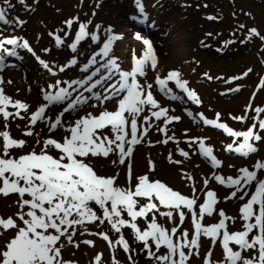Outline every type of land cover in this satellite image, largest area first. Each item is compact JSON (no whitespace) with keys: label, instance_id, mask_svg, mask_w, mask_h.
Wrapping results in <instances>:
<instances>
[{"label":"snow or ice","instance_id":"snow-or-ice-1","mask_svg":"<svg viewBox=\"0 0 264 264\" xmlns=\"http://www.w3.org/2000/svg\"><path fill=\"white\" fill-rule=\"evenodd\" d=\"M18 3L25 5V9L31 11V8L26 5V0H18ZM134 3L139 16L146 17L143 0H134ZM14 7L13 0H0V23L3 25L14 23L22 27L26 21L19 17L15 20L8 18V9ZM78 21L79 17H74L64 23L71 30L73 24ZM91 23V20L79 22L74 41L67 45L72 53H77L78 45L89 38L93 43H100L101 26L96 25V30L90 32L88 29ZM244 27L240 25V28ZM105 32L107 38L102 47L93 52L80 68L83 73H89V70L94 68L90 74L82 79L63 82L57 80L55 84L49 85V88L55 91L42 89L43 100L46 103L39 106L28 117L29 124L23 135L34 136L33 129L37 122H45L49 132H55L60 128L67 135L61 140L52 136L43 140L36 139L35 143L40 145L39 152L33 147L26 153L12 155L13 150L24 149L27 141L13 138L7 130V122L10 117L25 119L21 111L28 113L30 106L8 96L2 87L5 81L0 76V116L5 122V130L0 131V195L5 197L10 194L18 195L15 201L18 207V211L14 214L15 218L0 216V236L9 230L14 233L12 238L0 246V264H76L74 260L63 258L62 249L66 245L79 248L81 243L94 247L93 240L76 241L74 237L78 230L80 235H84L88 232L86 225L97 222L100 225L107 222L111 230L119 234L118 239L113 241L107 232L88 234L97 235L106 241L113 253L117 247L122 248L128 254L131 264H135L132 258L134 250L124 236L125 228L132 231L135 240L143 245L147 258L153 260L155 264H189L193 256H200L202 236L211 241V246L203 257V264H264V178L259 177V173L264 170V160H257L251 170L249 167L237 169L238 174L235 177L225 178L214 172L210 178L203 181L205 189L210 179L229 189H234L224 198L225 200L247 198L239 209V218L243 222L242 230L233 232L228 230V222L231 221L234 224L236 217L227 215L222 209L218 211L220 219L217 223L203 224L205 215L212 216L217 212L215 206L219 200L217 193L213 190L204 192L205 199L199 204L197 210L198 197L194 184L191 197L173 190L160 180H150L148 175L137 177L133 187L132 170L129 164L128 186L121 187L116 183L118 174L98 175L92 164L86 162L90 156L107 158L110 154H116L118 160H113L112 163L124 165L125 161L131 158L134 147L139 145L149 130L154 127L151 123L153 118L156 121L164 120L163 127H158V131L165 136V139L158 142L164 144L170 140L176 141L175 136H168V125L181 119L180 116L169 115V109L160 105L152 92L153 84H142L138 79V77L147 76L149 67L153 71L157 68L158 60L151 42L143 39L142 53L138 56L133 54L130 70H122L118 58L111 55L114 42L122 37L115 34L110 26L105 29ZM69 34L65 33L64 38L55 33L49 35L54 37L56 47L60 48L65 45V39ZM253 37L264 41V35H261L255 27L248 29L247 39L251 40ZM136 39L142 38L137 34ZM226 43L231 44L234 41ZM17 48L26 49L35 55L26 39L0 35V72L7 66L6 57L18 55ZM36 59L50 74H57L45 60L40 57ZM78 63V59L73 56L65 65L59 66L58 71L65 72ZM251 71L248 69L243 75L247 76ZM169 82H174L175 86L193 103L197 105L201 103L196 92L188 87V82L181 78L178 70L169 71L164 77L159 74L155 76V84L158 85L162 94L171 100H181L182 97L173 94L172 88L168 87ZM7 83L12 81L9 80ZM61 83L66 86H60ZM98 87L102 88V93L94 91ZM259 87L264 88V79L260 80ZM74 93H76L75 96ZM84 93L90 95H84ZM114 98H117L115 110L103 108L99 114L88 112L71 123L64 120L66 113L76 111L80 106L88 104L90 99L98 101V105H91L95 108L102 107ZM60 104L65 106L54 119L45 115L50 106ZM9 107L16 111H8ZM146 109L149 114L144 115L141 121V115ZM249 110L255 112L252 118L254 122L244 131L234 130L228 124L220 122L219 113L216 114L215 119L206 118L203 113L199 114V118L204 125L220 129L233 138L232 143L226 147L227 151L247 157L255 154L258 151L257 143L264 140V136L260 134L264 131V118H261L264 107L253 109L249 104L246 112ZM188 115L193 114L188 112ZM232 119L245 122L248 116H234ZM35 135L38 137L39 133ZM187 142L190 146L198 144L199 153L210 162L213 168L222 167L223 162L214 155L213 147L206 145V138H190ZM176 143L179 144V141ZM178 150L181 156L189 158V152L182 148ZM53 151L57 155L51 154ZM168 159L171 163H182L180 160H173L171 153ZM149 163L151 170H154V165L151 161ZM229 167L234 166L229 165ZM185 178L189 181L193 179L188 174H185ZM253 183H255V189L251 191ZM249 191H251L250 195ZM238 193H240L239 196ZM142 200L143 203H141ZM93 205L98 207L100 214ZM185 210L191 214L193 233L190 239L187 229L181 231V226L186 220ZM157 215L166 217L169 221H175L178 218V223H174L170 229L165 228L157 222ZM138 219L145 221L144 229L138 225ZM18 221L22 222V226ZM218 241L222 248L223 259L213 261V249ZM153 245L155 251H153ZM233 245L236 246L235 250ZM161 248L167 251L165 254L158 255ZM249 252L252 255H245ZM102 256V253H97L92 264H102ZM112 264H120L115 254L112 256Z\"/></svg>","mask_w":264,"mask_h":264},{"label":"rangeland","instance_id":"rangeland-1","mask_svg":"<svg viewBox=\"0 0 264 264\" xmlns=\"http://www.w3.org/2000/svg\"><path fill=\"white\" fill-rule=\"evenodd\" d=\"M13 4L15 7L8 9V18L15 20L16 17H19L26 23L22 27L16 26L14 23L11 25L0 23V35L7 37L17 34L18 37L26 39L35 55L29 53L26 49L17 48V59L13 60L9 57L5 61L7 66L0 74L3 76L4 72H9L8 76L13 74L18 76L23 86L20 87V90L28 105H33L32 102L34 101L35 106L46 103L43 100L42 89L55 91V89H50L49 85L55 84L57 80L62 82L71 81L82 79L90 74L94 68L90 69L89 73L81 72L80 68L88 61L93 52L102 47L107 38L105 29L110 26L115 34L122 37L117 40L119 41L117 46V41L114 42L111 53L112 56L118 58L121 67L128 66L131 69L133 54L138 56L143 51V39L149 40L153 45L158 64L155 71L150 67L147 69V83L153 84L152 92L160 105L167 107L169 111H171L169 108L171 107L173 112L181 117V125L189 128L188 131H183L177 136L180 143V147L178 146L177 149L182 148L187 152H192V157L198 156L195 158L202 160L201 162L205 164L206 159L198 153V144L190 146L187 141L191 137L206 138V145L213 147L214 155L223 162L222 167L213 168L207 160L208 166L211 168V175L215 172L225 178L228 176L235 177L238 174L237 169L241 167H249L251 170L254 160H264V140L257 143L258 151L255 154L247 157L234 154L226 150L227 145L232 143L233 138L220 129L204 126L203 123H200L202 120L199 118L200 113L211 119L210 117L215 115V112H219L221 114L220 122L228 124L234 130L244 131L254 122L252 118L255 116L254 111L249 110L246 112L248 105L251 104L253 109L264 107V88L259 87L260 80L264 79V41L258 37H253L251 40L247 39L248 29L253 27L257 28L261 35H264V0H143L145 12L147 13L146 17L139 16L134 0H38V2L37 0H26V5L31 8V11L26 10L25 5L19 4L18 0H13ZM74 17H79V21L73 24L72 29L69 30L64 22ZM209 17H214V19H209ZM89 20L92 21L88 29L90 32L96 30V25L101 26L99 32L100 43H93L89 38L78 45L77 53H72L67 45L74 41L79 22ZM240 25L245 27L240 28ZM183 27L187 32L186 34L180 31V28ZM50 33L58 34L62 38H64L65 33L70 34L65 39V45L57 48L54 37L50 36ZM137 34L141 36V40L136 39ZM181 35L188 36V42H190L186 62H184V56L177 55L175 58H169L170 51L166 52L169 47H174L178 43L177 39H180ZM227 41H234V43L228 44ZM120 43H122V46ZM45 49L50 51L45 52ZM73 56L78 59L79 63L65 72H59V66L65 65ZM36 57H40L49 63L57 74H50L38 62ZM125 68H122V70ZM248 69L252 71L244 76L243 74ZM172 70H178L181 73V78L188 82V87L196 92L201 101L199 105L189 100L187 95L175 86L174 82H169L168 87L172 88L173 94L181 96V100H171L159 91L158 85L155 84V76L159 74L164 77ZM234 77L241 78L233 79ZM60 86L66 85L61 83ZM234 89L239 90L235 91ZM81 91L83 90L81 89ZM94 91L102 93L103 90L98 87ZM73 95L75 96L76 93ZM84 95L90 94L84 93ZM242 98H244L243 102L245 103L243 111L238 107L239 100ZM22 102L24 101L22 100ZM109 102H112V100L105 103L109 107L104 104L102 107L93 108L91 105H98V101L90 99L88 104L80 106L74 112L66 113L64 120L71 123L88 112L99 114L103 108L111 111L114 107L109 105ZM64 106L65 104L52 105L46 113H51L50 117L54 119ZM13 110L16 111L14 108ZM32 112H34V108L30 106L28 113L21 111V114L28 119ZM147 112L146 109L144 114L148 115ZM188 112L193 115L189 116ZM234 114L235 116L247 115L248 120L245 122L233 120ZM261 118H264V113H261ZM159 123L160 121L154 124L151 133H160L157 128ZM4 125L5 122L0 120V131L5 130ZM16 128L13 125H8L7 130L11 136L16 132ZM48 131L46 126V132ZM51 134H56V139L58 135L62 134V137L67 135L66 132L61 134L49 133L43 139L48 138ZM149 134L150 131L147 135ZM260 134L264 136V131ZM169 135H171V131L168 132ZM134 153L135 150H133L132 155ZM51 154L57 155L55 151ZM15 155H20L19 150ZM114 156L118 160V156L116 154ZM185 159L187 162L189 161V159ZM86 162L92 164L98 175L113 176L118 174L117 184L121 187L128 186V159L126 160L127 164L119 165L118 163L113 164L110 157L90 156ZM229 165L234 167H229ZM262 173H264V170L259 175L262 176ZM136 178L137 176L132 171L133 187L137 182ZM254 188L255 183L251 186V191ZM207 189H214L223 198L234 190L220 185L214 179L209 180ZM251 191H249V195ZM237 195L239 196L240 193ZM17 197V194H10L7 197L0 195V216L15 217L10 209L9 212L3 213V203H15ZM3 199L7 201H3ZM241 201L244 200L223 199L219 203L225 204L219 210L222 209L225 213L232 211L235 213L237 212V204ZM143 202L142 200L141 203ZM93 207L100 214L98 207L95 205ZM125 218H127L126 214ZM149 219H151V214H149ZM157 222L170 229L174 226V223H178V218L172 221L169 227H166L168 223L166 217L157 215ZM137 223L141 229L146 227V223L142 219H138ZM190 225L186 215L181 231L187 229L191 234ZM86 227L88 232L80 235V230H78L74 239L76 241L93 240L95 246L90 247L81 243L79 248H75L66 245L62 249V256L65 260H74L76 264H92L94 256L97 253H102V264H112L113 254L120 261V264H131L128 260V254L122 248L117 247L115 253H113L106 241L97 235L88 234L107 232L110 238L115 241L118 239L119 234L113 232L107 222L103 225L97 222L96 224L86 225ZM123 233L130 247L134 250L132 258L135 264H155L153 260L147 258L146 252L143 251V245L135 240L130 229H123ZM62 242H64L63 238ZM216 248L217 246L214 249ZM153 251H155L154 245ZM166 251L167 249L161 248L158 255L165 254ZM194 258L196 259L195 256L191 258L189 264L191 262L195 264L196 261L193 262Z\"/></svg>","mask_w":264,"mask_h":264},{"label":"bare ground","instance_id":"bare-ground-1","mask_svg":"<svg viewBox=\"0 0 264 264\" xmlns=\"http://www.w3.org/2000/svg\"><path fill=\"white\" fill-rule=\"evenodd\" d=\"M180 31H181V33H185V34L187 33L186 30L184 29V27L180 28ZM14 36H17V34ZM180 37H181L180 39H177L178 43L175 44L174 47H169V50H167L166 52L170 51L169 58H175V56H177V55L178 56H184L183 57V58H185L184 62H186V60H187L186 55L189 52L188 47H189L190 42H188V40H189L188 36L181 35ZM118 43H119V41H117L116 46L118 45ZM120 45L122 46V43H120ZM157 48H159V47H157ZM143 49H144V47H143ZM171 52H173L174 54H172ZM8 73L9 72H4L3 76H2V74H0V76H2L4 81H5V83L2 85V87L5 90V93L8 96L12 97L13 100H20V101L23 100L26 103V101L23 97V94L20 90V87H23V86L21 85L18 76L16 74H13V73H11V74H13L12 76H10V75L8 76L7 75ZM138 79L140 80V82L142 84L147 83V76L146 77H138ZM9 80L12 81V83H7V81H9ZM243 101H244V98L240 99L239 100L240 104H238V107L240 108L241 111H243L245 109V103ZM32 103H33V105H29V106H32V108H34V111L39 106L42 105V104H38L37 106H35V104H34L35 101ZM110 104H111V106L114 107V109H116L117 98H115V100H113ZM107 107H109V106H107ZM162 107H164V106H162ZM169 108L171 110V111H169V115L178 116L177 113L173 112L171 107H169ZM48 110H50V107L48 108ZM8 111L15 112V110H13V108H11V107L8 108ZM217 113H219V112H215V116ZM21 115H23V114H21ZM45 115L50 116L51 113L48 112ZM144 115H146V114L143 113L141 115L142 120H143ZM234 116H235V114H234ZM220 117H221V114H220ZM0 120H3L2 116H0ZM180 120L178 122L174 121L168 125V132L171 131V135H169V136H175L176 141H178L177 136L181 132L186 131V130L188 131V129H189V128H185L184 126H182L181 125L182 121L180 122ZM156 122H158V121H156L154 118L151 121V123L153 125ZM7 123H8V125H13L14 127H17L16 132L12 135L13 138L15 137L16 139H24L27 141V144L24 147V149H22V150L16 149L12 152V155H15L17 150H19L20 154L26 153L29 150H31L33 147H35L36 151L38 152V151H40V145H37L35 143L36 139L42 140L44 137H47V135H49V133H60L61 134L62 132H65L63 129H60V128H58L55 132H49V131L46 132V126L47 125L45 124V122H37V124L35 125V127L33 129L34 136L26 137L23 135V132L25 130H27V125L29 124V120L26 119V117L23 120H21L19 118L10 117ZM163 125H164V120L162 119V120H160V123L158 124L157 128L163 127ZM152 130H153V127L149 130L150 134L145 136L143 141L139 145H136L134 147V150H135L134 155H132L131 158L128 159V164L126 163V161H125V164L131 165V169H132L134 175H136L137 177L142 176V175H148L150 180H152V181L160 180L161 182L167 184L169 187L173 188V190L179 191L181 194L189 196V197H191L193 194L192 188H193V184H194L195 188H196V196L198 197V200H197V210H198L199 204L203 203V201L205 199L204 192H206L207 190H213L214 191V189H205L203 186L204 179L211 177V172H210L211 168L208 166L207 159H206L205 164H204L203 162H201L202 160H198L197 158H195L198 156L192 157L193 156L192 152L188 151L189 152V158H187V159H189V161L187 162L183 156H180L179 150L177 149L178 146L180 145V143L177 144L176 141H172V140H170L167 144L159 143L158 141H162L163 139H165L164 134L161 133L160 131H159L160 133H158V134L151 133ZM105 131H107V130H105ZM35 133H39V136L37 137L35 135ZM55 135L56 134H51L50 136L56 138ZM61 135H58L57 138L62 139ZM191 149H193V147H191ZM170 153H171L173 160H180V161H182V163L181 164L171 163L168 159ZM198 153H199V151H198ZM199 155L201 156L200 153H199ZM109 157H110V160H112V161L116 160L114 154H110ZM150 161L154 165V170H151V166L149 163ZM207 166H208V168H207ZM185 174L191 175V177L193 179L191 181L187 180L185 178ZM262 176L259 175L260 178H264V173H262ZM210 188H213V187H210ZM254 189H253V191H254ZM216 193H217V197H218L219 202H221L224 199L223 196L221 194H219L218 192H216ZM246 199L244 201H241V203L237 204V208H236L237 212H235L237 215L233 211L232 212H226L227 215L232 216V217H236V222L234 224L231 221L228 222V230L230 232L242 230V223L243 222L239 218V216H240L239 209L242 206V204L246 202ZM3 201H7V200L3 199ZM224 204L225 203L216 204L215 207L217 209V212L214 213L212 216L205 215L204 220H203V224L204 225H210L213 223H217L220 219V217L218 215V210L220 208H222V206ZM3 208H4L3 213L9 212V209L14 214L18 211V207H17L16 203H3ZM223 209H225V208H223ZM226 209H227V205H226ZM185 211H186V215L188 218V222L191 224L190 226H191V230L193 233V226L191 223V214L187 213V210H185ZM5 218H6V216H5ZM167 222L168 223H167L166 227H169L172 221H169L167 219ZM18 223L21 224V222H19V221H18ZM192 233L189 234V239L191 238ZM13 235H14L13 231L9 230L8 232L4 233V235L0 236V246L3 243H6L10 238H12ZM200 244H201L200 256L199 257L195 256L197 260L195 258L193 259V262L196 261L195 264H203V257L205 256V253L208 251L209 247L211 246V241L208 238L202 236L201 240H200ZM216 246H217V248L213 249V256H212L213 261H218V260L223 259V253H222V249L220 247L219 241L217 242ZM233 247L235 250L236 246L233 245ZM186 251H187V249H186ZM65 255H67V253H65ZM245 255L250 256V255H252V253L251 252L245 253ZM191 264H193V263L191 262Z\"/></svg>","mask_w":264,"mask_h":264}]
</instances>
